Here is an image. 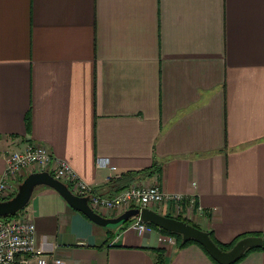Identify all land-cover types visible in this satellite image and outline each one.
<instances>
[{"label":"crops","instance_id":"1","mask_svg":"<svg viewBox=\"0 0 264 264\" xmlns=\"http://www.w3.org/2000/svg\"><path fill=\"white\" fill-rule=\"evenodd\" d=\"M29 142L103 196L158 183L196 207L152 209L225 244L264 236V0H0V175ZM18 215L67 264H217L139 217L101 226L48 186Z\"/></svg>","mask_w":264,"mask_h":264},{"label":"built area","instance_id":"2","mask_svg":"<svg viewBox=\"0 0 264 264\" xmlns=\"http://www.w3.org/2000/svg\"><path fill=\"white\" fill-rule=\"evenodd\" d=\"M6 167L0 175V201L16 193L11 180H19L25 170H49L53 175L65 182L71 191L78 196H88L91 207L100 214L109 212L123 213L130 208H151L175 203V213H181V204L189 201L191 209H195L194 195L171 194L164 192L158 183L132 184L111 196H103L94 191L68 161L54 158L44 144L26 143L23 149H9L4 154ZM53 164V170L50 166ZM98 166H108L109 159L100 158ZM115 169V166H110ZM22 180H20L21 182ZM138 232L155 229L149 223L139 221L133 225ZM167 241L175 243V236L167 237ZM0 264H67V261L55 255L49 249L37 244L35 222L27 217L12 215L0 217Z\"/></svg>","mask_w":264,"mask_h":264},{"label":"water","instance_id":"3","mask_svg":"<svg viewBox=\"0 0 264 264\" xmlns=\"http://www.w3.org/2000/svg\"><path fill=\"white\" fill-rule=\"evenodd\" d=\"M41 186L56 189L66 201L74 208L83 212L93 222L110 227L124 224L135 217L141 221L152 223L164 230L179 233L183 241L196 239L220 264L236 262L247 249L251 247L264 248V236H246L240 239L229 250H224L213 240L209 231L190 224L176 217L167 216L152 208H130L116 217H105L94 210L88 196H78L69 186L55 177L49 170L35 171L24 178L17 186L16 193L8 199L0 201V217L15 215L23 210L30 202L35 190Z\"/></svg>","mask_w":264,"mask_h":264},{"label":"trees","instance_id":"4","mask_svg":"<svg viewBox=\"0 0 264 264\" xmlns=\"http://www.w3.org/2000/svg\"><path fill=\"white\" fill-rule=\"evenodd\" d=\"M52 174H53V172H51ZM22 211V210H21ZM19 213V212H18ZM17 213V214H18ZM17 214H15V215H17ZM11 216V215H10ZM167 216H171L172 217V215H170V214H167ZM176 218H178V219H181V220H184V221H187V222H189L190 224H192V225H194V226H197V227H199L198 225H196V224H194L193 222H191L190 220H188V219H186V218H183L182 216H175ZM129 222V221H128ZM128 222H126V223H128ZM151 226H153L155 229H157V230H160L161 232H163V233H165V234H169V235H172V236H175L176 237V239H177V241H178V243H179V245L181 246V247H184V246H187V245H189V244H191V243H197V244H199L206 252H207V254L217 263V264H220V263H218L213 257H212V255L209 253V251L199 242V241H197L196 239H189V240H187V241H183V239H182V235L181 234H179V233H175V232H170V231H167V230H164V229H162V228H160V227H158V226H156V225H154V224H152V223H149ZM200 228V227H199ZM209 233H210V235H211V237L213 238V240L219 245V247H221L222 249H224V250H229V249H231L235 244H236V242H238L240 239H242V238H244V237H246V236H249L248 234H244V235H240V236H238L237 238H235V240H233L231 243H227V244H225V243H221V242H219L217 239H216V237L214 236V232L212 231V230H209ZM260 236H262V235H260ZM264 250V248H261V247H251V248H249V249H247L246 250V252L236 261V262H234V263H232V264H237L239 261H241L243 258H245L250 252H252V251H255V250ZM160 255H159V257H158V259H157V264H162L163 263V258H162V256H163V254L162 253H159Z\"/></svg>","mask_w":264,"mask_h":264},{"label":"rangeland","instance_id":"5","mask_svg":"<svg viewBox=\"0 0 264 264\" xmlns=\"http://www.w3.org/2000/svg\"><path fill=\"white\" fill-rule=\"evenodd\" d=\"M26 176H27V175H26ZM24 178H26V177H24ZM24 178H23V179H24ZM11 216H12V215H11Z\"/></svg>","mask_w":264,"mask_h":264}]
</instances>
